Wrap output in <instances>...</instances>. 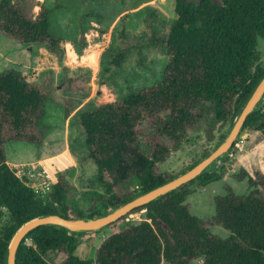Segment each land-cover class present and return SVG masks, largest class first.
I'll return each mask as SVG.
<instances>
[{
	"label": "trees",
	"instance_id": "trees-1",
	"mask_svg": "<svg viewBox=\"0 0 264 264\" xmlns=\"http://www.w3.org/2000/svg\"><path fill=\"white\" fill-rule=\"evenodd\" d=\"M174 1L175 19L164 41L166 63L159 81L79 114L87 156L94 165L91 183L103 191L85 202L64 172L41 193L8 164L7 142L43 143L41 122L50 93L26 81L17 69L0 71V264H6L9 242L26 221L52 214L74 219L104 215L192 168L228 134L264 75V64L257 63L264 0ZM51 11L47 0H0V34L23 45L46 44L61 54L58 39L50 34ZM108 57L119 65L123 53ZM216 125L221 131L214 145L180 173L159 169L170 146L180 147L189 131ZM141 126L148 135L143 139ZM245 131L264 137V94L247 115L241 128ZM209 167L106 225L140 212L139 220L105 236L92 258L77 254V235L85 231L47 224L22 238L15 264H192L199 258L201 264H264V174L236 173L240 180L247 177V190L228 189L214 197L212 221L230 232L220 237L191 213L187 202L195 188L219 178L220 172Z\"/></svg>",
	"mask_w": 264,
	"mask_h": 264
},
{
	"label": "rangeland",
	"instance_id": "rangeland-1",
	"mask_svg": "<svg viewBox=\"0 0 264 264\" xmlns=\"http://www.w3.org/2000/svg\"><path fill=\"white\" fill-rule=\"evenodd\" d=\"M174 2L47 0L52 7L50 34L58 39L61 54L50 51L46 44L23 45L0 35V71L17 69L26 81L37 82L50 93L41 122L43 143L10 141L5 144L10 164L35 160L11 166L17 173L37 165H42L51 179L64 172L81 202L103 192L100 186L91 183L94 165L87 156L79 114L159 81L166 63L164 41L175 19ZM257 49V63L263 65L264 37H258ZM117 53H123V60L114 65L108 55ZM218 127L211 130L204 126L189 131L180 147L170 146V154L159 169L180 173L199 158L204 149L214 145L221 131ZM138 131L142 139L148 136L142 126ZM235 141L232 152L209 167V171L220 172L219 178L195 188L187 196L191 213L199 216L210 232L220 237H227L230 232L212 221L214 197L228 189L236 193L247 190V177L240 180L234 177L236 173L246 171L253 175L259 170L264 174V137L259 132L240 131ZM139 216L140 212L130 213L123 220L100 228L99 232L79 233L77 254L92 258L105 236L124 223L139 220ZM7 217L4 216L3 222ZM192 264H201V259H195Z\"/></svg>",
	"mask_w": 264,
	"mask_h": 264
},
{
	"label": "water",
	"instance_id": "water-1",
	"mask_svg": "<svg viewBox=\"0 0 264 264\" xmlns=\"http://www.w3.org/2000/svg\"><path fill=\"white\" fill-rule=\"evenodd\" d=\"M264 94V75L257 83L252 93L248 97L240 113L236 117L231 129L222 142L215 147L209 155L200 160L192 168L186 170L180 175L172 178L171 180L143 193L132 200L124 203L123 205L115 208L114 210L98 217L93 218H64L60 215H45L34 217L23 223L12 236L6 256V264H15L16 250L22 238L33 228L40 225H57L66 228L69 231H97L112 223L130 212L132 209L142 206L151 200L158 198L165 193L178 188L182 184L194 179L208 168L214 161L218 160L221 156L227 153L236 140L237 135L241 131L242 125L247 117L257 104L260 102Z\"/></svg>",
	"mask_w": 264,
	"mask_h": 264
},
{
	"label": "built area",
	"instance_id": "built-area-1",
	"mask_svg": "<svg viewBox=\"0 0 264 264\" xmlns=\"http://www.w3.org/2000/svg\"><path fill=\"white\" fill-rule=\"evenodd\" d=\"M236 144V142H235ZM34 172V173H32ZM18 176H25L27 180H29L30 186L36 191V192H45L50 188L52 179L48 173H46V170L43 168L42 165H37L34 168L29 169L28 167L26 170H21L16 172Z\"/></svg>",
	"mask_w": 264,
	"mask_h": 264
},
{
	"label": "crops",
	"instance_id": "crops-1",
	"mask_svg": "<svg viewBox=\"0 0 264 264\" xmlns=\"http://www.w3.org/2000/svg\"><path fill=\"white\" fill-rule=\"evenodd\" d=\"M38 1H40V2H42L43 0H38ZM39 10V6H35V8H34V11H38ZM0 35H2V34H0ZM2 36H4V35H2ZM4 37H6V36H4ZM6 38H8V37H6ZM11 40V39H10ZM37 161V160H36ZM32 162H35V160H26V161H23V162H20V163H9L8 162V164L10 165V166H13V165H18V164H26V163H32ZM14 167V166H13Z\"/></svg>",
	"mask_w": 264,
	"mask_h": 264
}]
</instances>
